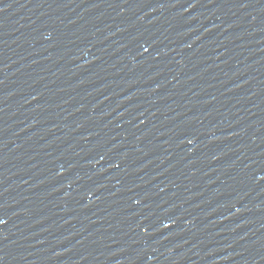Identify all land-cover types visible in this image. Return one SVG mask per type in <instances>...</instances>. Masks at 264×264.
I'll use <instances>...</instances> for the list:
<instances>
[{"label":"water","instance_id":"water-1","mask_svg":"<svg viewBox=\"0 0 264 264\" xmlns=\"http://www.w3.org/2000/svg\"><path fill=\"white\" fill-rule=\"evenodd\" d=\"M0 264H264V0H0Z\"/></svg>","mask_w":264,"mask_h":264}]
</instances>
